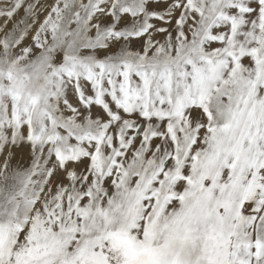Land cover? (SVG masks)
I'll use <instances>...</instances> for the list:
<instances>
[{"label": "snow or ice", "instance_id": "snow-or-ice-1", "mask_svg": "<svg viewBox=\"0 0 264 264\" xmlns=\"http://www.w3.org/2000/svg\"><path fill=\"white\" fill-rule=\"evenodd\" d=\"M0 264H264V0H0Z\"/></svg>", "mask_w": 264, "mask_h": 264}]
</instances>
